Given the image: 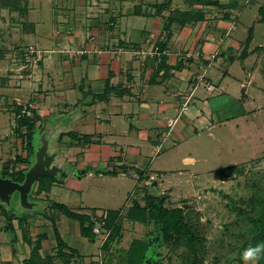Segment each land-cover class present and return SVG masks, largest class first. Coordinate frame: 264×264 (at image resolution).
<instances>
[{
  "label": "rangeland",
  "instance_id": "1",
  "mask_svg": "<svg viewBox=\"0 0 264 264\" xmlns=\"http://www.w3.org/2000/svg\"><path fill=\"white\" fill-rule=\"evenodd\" d=\"M155 1L162 3L164 0ZM145 2L152 3L154 0H144L143 3ZM220 3L224 6L219 11L214 8H202L208 12L207 23L184 29L175 25L172 38H225L226 46L218 50L210 69H205H209L208 77L213 80L215 87L218 82L224 80L223 74L228 70L230 78L227 77L223 83L227 90L222 93H209L202 86L200 92L204 96L207 95L211 111L220 110L228 118V122L220 129L212 130V134L216 131L219 139L208 136L209 132L204 130L197 137L183 142L175 143L172 139H167L165 143L164 140L159 143V148H152V151L148 147L149 158L142 169L156 176L152 182H156L155 188L159 189L152 187L150 181L148 183L154 189L147 191V194L165 197L167 208H182L185 213L198 214L205 237L202 253L206 264H236L234 262L238 259L243 262L240 250L244 242L252 236L250 230L255 228L252 222L259 218L262 210L259 200L263 199L264 193V19L261 20L259 10L264 7V0H250L247 5L245 0H222ZM235 3L236 7L229 10L228 5ZM132 4L133 2L127 0H28L27 16L0 7V174L5 169L9 170V174L15 172L14 164L17 158H24L27 154L21 136L26 134V129L17 132L19 120L16 108L33 103L38 106L39 114L33 109L32 116L35 112L39 118H30L37 128L42 125L44 119H48L54 129L61 127L63 133L56 132L50 143V151L58 153L57 165L68 164L70 170L68 175L44 178L36 183L30 200L35 202L38 198L44 202L41 208L25 211L16 203L11 209L1 207L2 211L6 210L7 217L2 218L0 222V264H24L36 243L43 247L40 253L42 257L52 252L55 254L56 242L49 222L53 219L61 238L80 255L81 263L118 264V254L129 249L133 240L151 239L149 264H187L182 250L172 251L154 240L153 225L140 226L127 220L123 221L121 241L116 238L105 253L101 248L105 240L102 237L105 236L104 231L98 233L95 243H90L88 239L81 237L78 222L51 208L53 203L60 204L72 212L84 215H91V211L96 209L100 216L106 211H122V214H125L135 200L145 204L142 191L144 181H140L138 175L104 174L109 168L96 166L97 161H107L108 156L91 152L87 146L91 147V144H97L100 140L87 137V132L83 133L84 135L73 133L74 138L67 134L69 127L82 130L90 126L85 123L88 115L84 114L89 107L81 98L77 105L70 106V110H64L62 103L66 99L58 101L55 96L60 89L56 69L51 68V63H46L51 59L49 54L41 53L40 56L29 59L24 55L27 50L33 48L51 51L54 46L53 37L93 38L98 30L105 38H121L120 35L127 31L123 37L135 38L132 37L133 28H130L129 21L144 24L146 19L134 17L131 20H121L123 24H120L119 28L117 20L118 5L123 6V10H130L133 8ZM135 4L137 3L134 2L133 5ZM194 9L200 10L201 7L196 6ZM175 10H188L184 0H173L170 11L164 12V16L168 17ZM227 13L230 18L224 19ZM55 14L57 19L54 20ZM232 17L236 31L228 37L227 22L231 21ZM25 22L34 23L36 32L24 29ZM57 22H61V26L53 32ZM63 22L64 26L69 24V27H63ZM121 29H125L124 34ZM167 34L166 32L165 36ZM209 42L215 43L213 40ZM232 44L238 45L235 55L238 54L239 58L228 60L232 55L228 47ZM30 46L33 48L21 49ZM84 52L85 50H82L77 53L82 55ZM245 54L247 56L242 57ZM47 69L50 71L45 72ZM249 82L248 99L245 102L243 94L246 88L242 89L241 83L247 85ZM40 92L45 95L41 97ZM67 93L69 103L75 91ZM76 93L79 94V91ZM194 113L195 107L190 108L188 114ZM134 140V135L114 139L119 143ZM77 146L82 150L78 160L71 154L72 147ZM112 147L109 149L111 156L115 148ZM187 155L196 158L197 163L186 166L183 158ZM73 157L76 158L75 161H72ZM33 158L34 156L30 157L28 165L31 166ZM85 162L92 163V166H85ZM234 166L242 168L240 175L226 181L219 176L220 170ZM80 167L86 170L84 176L75 175ZM142 173L144 176L145 171ZM42 180L46 184L53 180H56V183L48 185L40 194L38 187ZM239 210L246 214L242 215ZM22 219H30L25 232L32 238L31 246L24 243L23 236L27 232H23ZM12 224L13 229L4 230L6 225L11 228Z\"/></svg>",
  "mask_w": 264,
  "mask_h": 264
},
{
  "label": "crops",
  "instance_id": "2",
  "mask_svg": "<svg viewBox=\"0 0 264 264\" xmlns=\"http://www.w3.org/2000/svg\"><path fill=\"white\" fill-rule=\"evenodd\" d=\"M155 2L154 0L152 3ZM249 2L250 0H245V5ZM134 6L132 4L133 8L123 10V6L118 5L117 20L119 28L120 24H123L120 22L121 20H131L134 17L146 19L144 24L129 21L130 28H133L132 37L135 38L123 37L128 32L125 33V29H121L122 34L125 33L120 35L121 38L117 36L105 38L98 30L95 32L98 35L96 34L93 38L53 37L54 46L51 51H47V49L39 51L32 46L21 47V49L33 48L39 54H49V59H51L46 63H51V68L56 69L58 87L60 88L55 96L58 101L66 99L62 103L65 111L70 110V106L77 105L82 100L81 98H83L84 104L89 107L84 114L88 115L85 123L90 124V126L83 128V131L76 129V127H69L67 134L74 138L72 137L73 133L83 134L87 132V137H95L96 140H100L97 141V144H91V147L87 146L89 150H92L91 152L104 153L108 156L107 161H97L96 166L98 168L107 166L109 171L104 174L116 171L119 176L138 175L139 180L144 181V186L151 188L152 185L155 188L156 182L152 181H155L153 178L156 176L143 170L146 166L145 162L149 158L148 147L152 151V148L156 146L159 148V143L163 140L165 143L167 139H172L175 143L177 141L183 142L186 139H191V137H197L204 130L209 132L208 136L219 139L216 131L215 134H212V130L225 126L228 118L220 110L211 111L210 101L207 99V95L204 96L200 92V88L203 86L209 93H222L227 90L223 86L224 80L227 77L230 78L231 74L226 70V73L223 74L224 80L218 82L217 87L214 86L213 80L208 77L212 60H216L218 50L226 46L225 38H221V40H217L218 38H205V40L204 38H170L169 40L164 38L166 36L162 28L163 20L161 18L135 16L133 14ZM229 10H232V7ZM143 11L149 12L146 6ZM233 18L227 22V26H231L226 31L228 37L233 31H236ZM55 19H57V15ZM28 24L34 25V31H31L35 33L36 25L34 23ZM60 24L61 22L55 24L56 28L53 32L60 28ZM63 27L67 28L69 24L64 26L63 22ZM232 27H234L233 30H231ZM210 40L216 44L210 43ZM161 42L167 44L165 48L160 47ZM156 49L168 52L167 56L162 57L167 69L163 68L159 72L157 70L163 65V62L159 65L157 64V57L152 58L149 55L151 51ZM82 50H85V53L79 55L77 52ZM228 50L232 54L230 60L239 58L238 54L235 55V52L238 51L237 44L229 45ZM205 68L209 69L206 70ZM48 71L50 70L47 69L45 72ZM28 73L30 72L28 71ZM108 83L113 91L107 99L99 100L100 96L105 93ZM207 85H212L214 90L209 91ZM249 86L250 82L247 85L241 83V88H246L243 94L245 102L248 99L247 90ZM69 91H75V93L79 91V94L74 93L69 100L70 102L67 103V92ZM40 93L41 97L45 95L43 92ZM187 97H191V103L188 109L182 112V105ZM43 102L44 100L41 103ZM31 106L39 114L38 106H34V103ZM193 107H195L196 113L188 114L189 109ZM169 120H177L174 127H168ZM57 132L63 133L61 127H58ZM131 135L135 136V140L132 142L122 141L119 143L114 141L117 137L129 138ZM112 146L115 148L111 156L109 149L111 150ZM81 153L82 150L79 146L72 147L71 154L77 157V159L73 157L72 161L78 160V155ZM183 161L186 166L197 163V159L190 155L184 157ZM85 164V166H92V163L85 162ZM82 169L80 167L79 171L86 172L85 169ZM142 171H145L146 175L143 176ZM148 177L149 180L147 181ZM150 181L152 182L151 185L148 183ZM159 185L161 187V183ZM142 191L143 197H145L146 192L143 189Z\"/></svg>",
  "mask_w": 264,
  "mask_h": 264
},
{
  "label": "trees",
  "instance_id": "3",
  "mask_svg": "<svg viewBox=\"0 0 264 264\" xmlns=\"http://www.w3.org/2000/svg\"><path fill=\"white\" fill-rule=\"evenodd\" d=\"M28 0H0V7L3 9L13 10L18 12L20 15L27 16L28 14ZM130 2L137 3L134 6L133 14L135 16L142 17H154L161 18L163 20L162 28L164 33H168L166 38L170 40L172 38V29L175 25L179 26L180 29L186 27H196L199 23H207L208 12L202 10V8H214L216 11L223 9V4L220 3L222 0H184V4L187 6V11L175 10L168 17L164 16V12H168L171 9L173 0H164L162 3H143L144 0H127ZM143 3V4H142ZM236 3L229 6L236 7ZM146 6V9L149 10L143 11V8ZM196 6H200L201 9H194ZM227 7V6H225ZM261 20L264 19V7L260 8ZM230 18L229 13L224 15V19ZM24 29L34 31V25L24 23ZM165 42L160 43L161 48L166 47ZM162 51V50H161ZM245 54L242 57H245ZM163 62V59H162ZM166 68V64L163 62L159 70ZM167 69V68H166ZM113 91V88L108 83L105 93L100 96L99 100H105ZM33 110V109H32ZM21 109L16 108V113L19 115ZM33 116L39 118V116L34 112ZM32 116V117H33ZM31 117V118H32ZM31 118H18V127L17 132L26 129V134L21 135L23 138V144H25V149H27V154L23 158L18 157L15 166V172L8 173V169L2 171L0 174L3 178H8L14 182L22 183L24 181V174L30 167L28 165L29 159L31 156H34L33 148V136L39 128L36 127V123L32 121ZM26 142V143H25ZM28 165L25 168H21L23 165ZM19 170H18V169ZM242 173V168L238 166L228 167L219 171V176L223 180H230L233 176H238ZM108 174L115 175L116 171L108 172ZM149 177L147 178V181ZM56 180L46 184L43 180L40 182L38 187V193L42 194L44 189L48 185L55 184ZM60 184V182H59ZM49 186V187H50ZM151 188L150 186H144L143 190L146 192L144 200L145 204L142 205L141 201L135 200L133 205L127 210L125 214H122V211H106L99 216L98 210L93 209L91 215H84L80 213H75L68 210L64 205L60 204H51V208L58 210L65 217L70 220L79 223L80 235L84 239H88L90 243H95L98 236L94 233V227L96 223L93 221V217L99 219L100 222H104V229L108 231L107 238L102 244V250L106 253L109 251L110 244L116 239L121 241V224L123 221L127 220L133 224L140 226H154V240L161 242L167 248L172 251L182 250L183 258H185L187 264H206V260L203 256V244L205 242V237L201 229L200 217L198 214L193 212L185 213L182 208H167L165 207V197H160V195L147 194ZM263 199L259 200L261 206V212L259 213V218H257L252 223L255 225V228L250 230L252 236L244 242L242 250L248 245H255L258 243H264V193L262 195ZM260 198V197H259ZM36 202H42L37 198ZM247 204V203H246ZM3 205L0 204V222L1 219L7 217L6 210H1ZM4 207V206H3ZM240 211V210H239ZM241 212V211H240ZM242 215L246 213L242 210ZM196 219H194V218ZM30 219H22L21 224L24 226L23 232H25L27 225L30 223ZM10 221V219H9ZM49 221V220H48ZM52 225L53 237L56 242V253H50L44 257L40 254L43 250V247L40 243H36L31 250L29 258L24 260V264H84L81 263L79 254L73 250L67 243L61 238L59 230L56 226V221H49ZM28 223V224H27ZM14 225L12 224L11 228L6 225L4 230L13 229ZM152 236V233H151ZM17 237H15V241ZM23 240L25 244L29 246L33 245L32 238L29 237L28 232L24 234ZM119 241V242H120ZM152 245L151 239H135L131 242L129 249L123 250L120 252L118 264H149L148 253ZM15 253V252H14ZM202 253V254H201ZM202 255V256H201ZM82 261H84L82 259ZM230 263V261H229ZM236 264H243L239 259L235 261ZM9 264V263H7ZM259 264H264V259H262Z\"/></svg>",
  "mask_w": 264,
  "mask_h": 264
},
{
  "label": "water",
  "instance_id": "4",
  "mask_svg": "<svg viewBox=\"0 0 264 264\" xmlns=\"http://www.w3.org/2000/svg\"><path fill=\"white\" fill-rule=\"evenodd\" d=\"M230 59L231 57H228V60ZM51 124L48 119H44L42 126L33 136L34 158L24 174V181L14 182L0 175V204L6 208L11 209L13 203L25 211L41 208L43 204L30 200L36 183L44 178H59L69 174V165L65 163L57 165L58 153L50 151L51 140L58 131V128L54 129ZM84 173L76 170L75 175L82 176Z\"/></svg>",
  "mask_w": 264,
  "mask_h": 264
},
{
  "label": "built area",
  "instance_id": "5",
  "mask_svg": "<svg viewBox=\"0 0 264 264\" xmlns=\"http://www.w3.org/2000/svg\"><path fill=\"white\" fill-rule=\"evenodd\" d=\"M233 29H234V27L231 28V30H233ZM152 52H154V53L149 54L150 57H152V58L157 57V64H159V65L162 63V57L168 55V52L165 51V50L161 51L159 49H156V50H154ZM24 55H25V57L27 59L40 56L39 53L36 52L33 49L27 50ZM207 88L209 89V91H213L214 90V87L212 85H207ZM190 103H191V97L185 98V101H184V103L182 105V112H184V111H186L188 109ZM19 107H20L21 111H20V114L18 115V118H24V117L30 118L32 116L31 111H32L33 107L31 105L25 104V105H22V106H19ZM176 122H177V120H169L168 121V127L169 128L174 127ZM93 221L96 223V225L94 227V233L96 232L97 234L96 233L95 234L98 235V233H100L101 230H102V232L104 231V233H105L104 238H107L109 233H108V231H106L104 229L105 223L103 221L100 222L99 219H97L95 217H94Z\"/></svg>",
  "mask_w": 264,
  "mask_h": 264
},
{
  "label": "clouds",
  "instance_id": "6",
  "mask_svg": "<svg viewBox=\"0 0 264 264\" xmlns=\"http://www.w3.org/2000/svg\"><path fill=\"white\" fill-rule=\"evenodd\" d=\"M243 264H259L264 259V243L248 245L241 252Z\"/></svg>",
  "mask_w": 264,
  "mask_h": 264
},
{
  "label": "flooded vegetation",
  "instance_id": "7",
  "mask_svg": "<svg viewBox=\"0 0 264 264\" xmlns=\"http://www.w3.org/2000/svg\"><path fill=\"white\" fill-rule=\"evenodd\" d=\"M33 202H34V201H33ZM35 202H36V200H35ZM38 203H41V204H42V203H44V202H38ZM13 204H14V203H13Z\"/></svg>",
  "mask_w": 264,
  "mask_h": 264
}]
</instances>
